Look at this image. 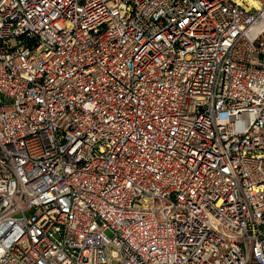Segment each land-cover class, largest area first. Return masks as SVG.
<instances>
[{"label": "built area", "instance_id": "1", "mask_svg": "<svg viewBox=\"0 0 264 264\" xmlns=\"http://www.w3.org/2000/svg\"><path fill=\"white\" fill-rule=\"evenodd\" d=\"M0 264H264V0H0Z\"/></svg>", "mask_w": 264, "mask_h": 264}, {"label": "rangeland", "instance_id": "2", "mask_svg": "<svg viewBox=\"0 0 264 264\" xmlns=\"http://www.w3.org/2000/svg\"><path fill=\"white\" fill-rule=\"evenodd\" d=\"M111 232H109V234H110Z\"/></svg>", "mask_w": 264, "mask_h": 264}]
</instances>
